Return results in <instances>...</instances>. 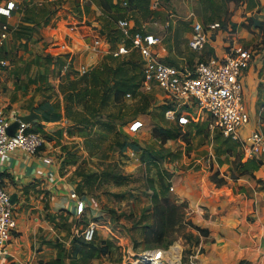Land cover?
<instances>
[{
  "label": "crops",
  "instance_id": "obj_1",
  "mask_svg": "<svg viewBox=\"0 0 264 264\" xmlns=\"http://www.w3.org/2000/svg\"><path fill=\"white\" fill-rule=\"evenodd\" d=\"M4 1L13 2V8L9 12L3 11L0 14V21L8 26L7 39L16 37L19 38V41L27 43L30 39L35 38L41 42L44 41V45L46 42L52 44L59 41L57 43H60L61 46L67 44L65 37L68 35L70 39L68 48L72 49L70 55L73 56L75 51H81L86 59L77 62L75 57L70 58L67 55L68 60L63 61L58 56L53 57L46 54L47 52L44 53L47 55L44 58L39 56L22 57L19 61L7 59L8 67L3 69L0 74V111H3L7 117L11 119L14 116L23 117L34 127L39 125L43 130L54 128L56 133L61 134L63 125L73 119L69 116L70 121H67L65 113L67 109L80 114L81 109L86 108L87 114L92 113L88 100L89 95L87 99L78 96V92L86 86V82L81 81L84 74L96 66L102 68L105 62L116 64L118 57L126 60L125 65L129 73L140 72L139 63L141 62L143 66L141 56L139 61H135L134 57L130 55L107 57L109 56L107 54L109 48L106 46L107 36L111 34L107 32L106 23L104 25L99 19L94 22L87 20L89 14L94 10L97 15H105L106 20H115L116 24L118 19L126 18L134 30L157 33L161 38L160 44L156 46L158 56L181 67L191 65L196 59L202 57L221 56L230 50L235 41L240 44L244 43L245 45H242L245 47L249 46L247 48L252 52V58L242 74L243 103L250 115L251 126L258 128L264 135V0H239L237 4L231 6L224 4V12L226 9L233 10L231 18L229 21H223V29L211 36L200 53L191 51L187 45L192 25L194 21L211 20L199 19L192 10L184 16L185 19L188 18L191 21L187 28H185L186 24L185 27L178 26L177 21L181 16L172 12L167 13L165 18L160 21L158 19L161 17L159 11L161 7H158L160 0L155 6L152 0H148L145 11L131 0H72V8L62 12L57 11L54 5H50L47 0ZM122 7L128 9L127 14H123ZM34 13L43 14V17ZM31 15L39 20L28 19ZM69 17L74 20H69ZM220 18L213 20H220ZM68 22L73 25L67 26ZM116 28L119 31V43L122 33L118 25ZM167 35L175 42H178L179 38H186L187 52L175 51L173 47L170 48L169 41H163ZM63 36H65V41ZM92 38L93 44L90 43ZM61 40L64 42L63 44H61ZM258 42L260 43L257 44ZM127 44L130 42L127 41ZM1 47L0 55L5 57V52L1 51ZM132 52L137 51L132 49L129 53ZM137 54L139 53L137 52ZM17 63L20 65L19 69ZM48 74L57 76L55 84L51 76L47 79ZM139 75L140 80L134 93L117 90L113 86V82L100 87V93L106 91L107 94L103 102L98 100L94 106L100 116L102 113L100 107L106 104L112 94L121 95L123 93L124 96L137 97V95H141L143 99L147 97L148 100L152 97L158 100L156 103L159 111L157 115L160 120L158 128L164 136L161 137V141L164 143L180 138V125L181 127L183 125L178 121L180 116L187 118L188 129L193 124H197L199 120L203 122L201 125L204 124V127L207 125L205 113L190 101L177 100L160 88H158L160 91L153 93L151 90L143 89L142 67ZM17 79L18 82H16ZM69 81L70 85L67 84ZM50 84L53 85L52 89L56 93L47 92L46 87ZM73 84L75 85L72 86ZM63 89L71 95V100L66 101ZM44 100H48L54 110L61 113L58 120L44 121L41 114L35 110V106ZM80 104L82 105L81 109L77 106ZM145 108L146 105L141 106L137 110L135 118L128 125L129 129L132 122H140L136 130L129 129L134 135H137L140 127L144 124L143 114L146 112L143 110ZM80 119L79 117L73 120ZM38 130L42 132L40 129ZM244 133L246 132L244 131ZM215 136L219 140V146L216 147L218 153L210 152V157L202 158L207 165L205 173L200 177V183L198 181L197 184H192L188 176H180L182 180L177 187L178 197L181 200H186L191 218L199 223L202 230L204 228L205 239L201 243L199 262L201 264H264V157L250 152L248 145L242 140H224L219 135ZM78 146L82 147L80 143ZM127 148L128 151L131 150L130 147ZM44 156H50L53 160L52 164L44 163L42 161ZM207 160L211 163H207ZM64 161V155L54 158L49 154L47 138L44 139V144L34 156L18 150L14 155L1 158L0 173L3 183L11 195V200L14 202L17 228L5 246V251L0 253V264H38L39 262L41 264H59L58 252L62 250L61 246H64L59 242H70L71 237L63 239L61 236L63 232L55 233L51 221L43 217V213H41V217L38 216L41 211L33 215L37 216L34 218V222L33 218H29L28 221L26 218L20 217V212H23L27 203H36L35 198L40 190L46 189L53 194V200L49 206L52 212L57 211L59 215L61 213L71 214L70 217L77 215L73 201L69 198V192L71 190L79 192L84 184L83 175L80 174L82 172L77 171L78 167L76 166L74 179L69 182L65 181L61 174L62 165L60 166ZM210 165L212 173L220 179L218 183L209 178ZM75 176L79 177V180L77 178L75 180ZM155 180L157 181L154 186L160 196L167 195L169 189L174 188L173 184H170L173 183L171 176L165 180L164 184L161 182L164 179H160L158 176ZM78 194L87 200L84 211L90 215L94 213V216H99L100 213L96 212L99 209L91 202V198L81 193ZM55 195L57 198L54 200ZM37 206L40 210L43 209L39 204L30 208ZM60 217L62 218V216ZM43 227L46 228V231L43 230ZM49 230H52V235ZM112 239H114L113 236ZM107 254V252L104 253L105 256H108ZM97 258L93 257V259Z\"/></svg>",
  "mask_w": 264,
  "mask_h": 264
},
{
  "label": "rangeland",
  "instance_id": "obj_2",
  "mask_svg": "<svg viewBox=\"0 0 264 264\" xmlns=\"http://www.w3.org/2000/svg\"><path fill=\"white\" fill-rule=\"evenodd\" d=\"M220 1L223 5L229 4L231 6L237 4L239 0ZM47 2L54 5L55 9L61 12L67 11L73 6L71 5L72 0H47ZM208 2L209 0H160L158 7H161L159 10L161 17H158V19L161 21L167 13L172 12L181 16L177 21L178 26L183 25L185 27L186 24L185 28H187L191 21L188 18L185 19L184 16L192 10L199 19L207 20L211 15V13L209 15L211 9L208 7ZM7 4V1L0 0V14L5 11L2 9ZM122 10L123 14H127L128 9L122 7ZM223 10H225V6ZM231 13H233V10L226 9V12L221 14L223 18L219 17L220 20L229 21ZM138 17H140L139 14ZM97 19L101 23L107 24V32L111 34L107 36L108 43L106 46L109 48L107 52L109 56L107 57L114 58L111 50L116 48L119 39L117 24L113 19L106 20V16L103 14L97 15L94 10L87 17V20L93 22L98 21ZM69 20L73 21L74 18L69 17ZM66 25L70 26L73 23L68 22ZM167 38L168 35L163 41H169L168 46L170 48L173 47L175 51L187 52L186 38H179L178 42H175L173 38ZM65 39L67 44L64 45L61 40L63 45L60 46V43H57L59 41L52 44L46 42V45H44V41L41 42L39 39L32 38L29 42L24 43L19 41V38L12 37L6 39L0 47L1 51L5 52V55L2 54L8 60L19 61L22 57L32 58L34 56L44 58L47 56L46 54L53 57L58 56L63 61H67L68 56L70 58L75 57L77 62L86 60L84 53L81 51H75L73 56L70 55L72 49L68 48L70 45L68 35ZM90 43H94L93 38ZM235 43L239 42L235 41ZM45 52L47 53L44 54ZM127 55L133 56L135 61L140 59L137 52L128 53ZM41 60L43 61V59ZM139 64L141 72L142 64L141 62ZM7 67L1 68L0 74ZM19 67L20 65L17 63V68L19 69ZM50 76L55 84L57 76L48 74L47 79ZM18 81L17 79L16 82ZM52 88L53 85L51 84L46 87L47 92L56 93ZM142 88L151 90V93L160 91L156 86L151 89H147L145 86ZM165 98L167 99L166 96ZM156 103H158V100L152 97L147 100V97L143 99L141 95L133 97L124 96L123 93L121 95L112 94L106 104L100 107L101 116L99 113L95 117L91 112L87 114V109L82 108L81 104L77 105L80 109L82 108L80 114L67 109L65 113L68 117L77 119L83 114L86 116L84 118L87 121L82 120L79 123L77 120L72 119L63 125L61 134L56 133L54 128L43 130L39 125H36L42 131L44 139L47 138L49 154L54 158L59 157V155L60 157L65 156L64 163L60 164V166L62 165L61 174L64 176L65 181L69 182L74 179V168L76 166L78 167L77 171L83 173L80 174L83 175L84 184L79 192L77 190V193L91 198V202L99 209L96 212L100 213L99 216H94V213L90 215L88 212L83 211L70 217L71 214L66 213L64 215L61 213L59 215L57 211L52 212L49 206L53 200V194L46 191V189L40 190L35 198L36 203L25 205V210L23 209V212H20V217L26 218L28 221L33 218L34 222V218L37 216L33 215L41 211L38 216L41 217V213H43V217L51 221L55 233L63 232L61 235L63 239L71 237L70 242H59L64 244V246H61L63 254L61 264H151L150 262L142 263L139 260L140 253L146 250H156L158 252L159 259L153 257L155 262L157 261L154 264H183L191 257H194L196 264H201L199 253L202 250V240L205 239L203 236L204 228L202 230L199 223L191 218L186 200H181L178 197L177 187H179L178 184L182 180L180 176H188L192 184L198 183L200 177L205 173L207 165L202 158L210 157L211 153H218L216 147L219 146V140L215 135H219L221 139L223 137L217 131L211 132L208 123L205 127L204 124L201 125L203 122L199 120L190 129L187 128L188 122L182 123L183 129L180 125V138L164 143L161 141V137L164 136L158 128L160 120L157 115L159 111ZM145 105L146 108L143 110V112H146L143 114L144 124L140 127L137 135H134L132 131H129L130 127L128 129V125L137 115V110ZM106 125H111L112 128ZM124 137L127 140L137 142L139 149L128 151L126 147L125 150H121L118 142H121ZM79 143L82 147L78 146ZM142 153L149 155L146 161L140 160ZM197 158L198 160H196ZM73 160L75 161L73 162ZM207 163L211 162L207 160ZM104 168L112 169L118 174V177L110 174L107 179L101 180L100 171ZM224 172L226 171L224 170ZM89 173L92 174L91 178L86 179L84 175ZM209 174V178L213 182L218 183L220 181L219 177L212 173V167ZM157 176L164 179L161 181L162 184L171 176L173 183L170 184H173L174 188H168L169 193L162 196L170 203L167 220L164 224L156 222L155 226L156 212L152 203V194L155 191L157 192L154 186V184L156 185L157 180L155 179ZM76 178L77 176H75V180ZM77 179L79 180V177ZM55 198H57L56 195L54 200ZM35 204L41 205L43 209L40 210L38 206L30 208ZM103 212L104 214H101ZM90 221H95L97 226L93 239L86 241L81 234ZM150 225L155 226L156 233L147 232L150 240L145 241L146 228ZM43 228L46 231V228ZM159 232H163V234L158 235ZM49 233L52 235V230H49ZM112 236L114 239H112ZM153 236L161 238V240H154L152 239ZM97 249H100L102 253L98 254L97 259H93L92 252ZM106 252L108 256L104 255Z\"/></svg>",
  "mask_w": 264,
  "mask_h": 264
},
{
  "label": "built area",
  "instance_id": "obj_3",
  "mask_svg": "<svg viewBox=\"0 0 264 264\" xmlns=\"http://www.w3.org/2000/svg\"><path fill=\"white\" fill-rule=\"evenodd\" d=\"M157 1L152 0L154 6ZM12 8L13 2L9 1L2 10L9 12ZM117 25L122 35L111 53L113 56H121L127 55L132 49L136 50L143 62L142 80L147 89L156 86L177 100L190 101L205 113L211 132L217 131L229 140H242L248 145L250 152L264 157V135L258 128L251 126L250 115L243 103L242 74L252 58V52L247 47L234 43L230 50L221 56L202 57L191 65L181 67L158 56L156 46L160 44L161 38L157 33L134 30L126 18L118 19ZM223 27V20L194 21L187 41L189 49L200 53L211 36ZM7 37L8 26L3 23L0 26V46ZM127 41L130 44H127ZM7 63V59L0 55V67L7 66ZM178 121L185 123L187 118L180 116ZM12 123L15 124L10 130ZM139 124V121H134L129 127L136 130ZM244 131L246 133L243 134ZM43 144L42 133L34 129L29 121H24L18 116L11 119L0 111V160L5 156L14 155L18 150L34 156ZM42 161L48 164L53 162L50 156H44ZM69 198L73 201L77 214L85 210L87 200L83 196L71 190ZM96 226L95 221L86 225L81 234L84 240L94 237ZM16 228L14 202L0 173V253L5 251V246ZM146 252L147 250L140 253L139 260L142 263L154 264L143 255H147ZM183 264H196V261L191 257Z\"/></svg>",
  "mask_w": 264,
  "mask_h": 264
},
{
  "label": "trees",
  "instance_id": "obj_4",
  "mask_svg": "<svg viewBox=\"0 0 264 264\" xmlns=\"http://www.w3.org/2000/svg\"><path fill=\"white\" fill-rule=\"evenodd\" d=\"M131 2H134L136 5H138L145 11L148 0H131ZM127 3L128 2L126 1V4ZM208 7L209 9H211L210 10L211 15L209 14L210 16L207 18L208 20L217 19L224 12L223 10L224 5L220 0H209ZM36 15L43 17V14H36ZM28 19H32L33 21L39 20L33 15H31ZM2 24L3 22L0 21V25ZM125 62L126 60L124 58L118 57L116 64L112 65V64H107V62H105V64L102 65V68H99L100 66H96L92 68L88 73L84 74L81 77V81H85L86 86L84 89L78 92V96H80L82 99H85V98L87 99V96L89 95L88 100L90 102V107H91L92 114L94 117L98 113L97 108L94 107L95 104L97 103L98 100H101V102H103L107 97L106 91L104 92L102 91V93H100L101 86H105L108 83L110 84V82H113V86L119 91L130 92V93L135 92L136 86L138 85L139 80H140V77H139L140 72L138 71L137 74L129 73L125 65ZM1 68L2 67H0V69ZM67 84L70 85V81ZM74 85L75 84H73L72 86ZM63 91L65 92L66 101L71 100L72 99L71 95L67 94L65 89H63ZM35 110L41 114V117L44 121L58 120L61 117V113L55 111L53 105L48 100H44L40 102L39 104H37V106H35ZM80 118L81 119L78 120L79 123L82 120L84 121L86 120L84 116L82 115L80 116ZM67 121H70L68 116H67ZM106 126H108L109 128H112L111 125H106ZM33 128L38 130L37 126L35 127L33 126ZM224 140H228V139L224 138ZM118 144L121 150H124L126 147H130L133 150L139 149L137 142L133 140L131 141L127 140L126 137H124V139L121 142H118ZM148 158H149L148 154L142 153L141 160H147ZM100 173H101L100 174L101 180L107 179L110 174L114 175L115 177H118V174L115 173L112 169L108 170L107 168H104L103 170L100 171ZM91 175H92L91 173L86 174L84 175V177H86V179L88 178L90 179ZM152 203L154 205V210L156 212L155 213L156 219L154 222L155 226H156V222L164 224V222H166L167 220L168 213L170 212V208H169L170 203L168 202L167 199L162 198V196H160L156 191L152 194ZM155 226L150 225L148 227L150 230L146 228L145 241L150 240V237L147 236V232L156 233ZM160 233L161 235L163 234V232H159L158 235H160ZM155 237L156 236H153L152 239L158 240V241L161 240V238H155ZM86 241H89V240H86ZM101 253L102 251L100 249H97L92 252V256L97 257L99 256L98 254H101ZM62 256L63 254L60 251L58 258H57L60 264L62 263Z\"/></svg>",
  "mask_w": 264,
  "mask_h": 264
},
{
  "label": "bare ground",
  "instance_id": "obj_5",
  "mask_svg": "<svg viewBox=\"0 0 264 264\" xmlns=\"http://www.w3.org/2000/svg\"><path fill=\"white\" fill-rule=\"evenodd\" d=\"M152 251V252H151ZM148 253H147V257H152V258H150V260H152L153 262H155V260L153 259V257L155 258V259H159L158 258V256H159V254H158V252L156 251V250H148L147 251ZM144 256H145V254H143ZM148 259V258H147Z\"/></svg>",
  "mask_w": 264,
  "mask_h": 264
},
{
  "label": "water",
  "instance_id": "obj_6",
  "mask_svg": "<svg viewBox=\"0 0 264 264\" xmlns=\"http://www.w3.org/2000/svg\"><path fill=\"white\" fill-rule=\"evenodd\" d=\"M20 118H21V117H20ZM21 119H23L24 121H27V120H25L23 117H22ZM14 124H15V123H14ZM14 124H13V123L11 124V126H10V130H12ZM11 199H12V198H11Z\"/></svg>",
  "mask_w": 264,
  "mask_h": 264
}]
</instances>
